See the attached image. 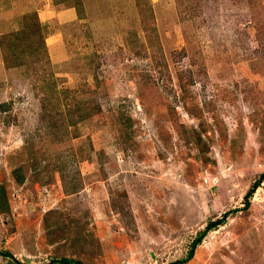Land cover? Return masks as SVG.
<instances>
[{
  "label": "rangeland",
  "instance_id": "1",
  "mask_svg": "<svg viewBox=\"0 0 264 264\" xmlns=\"http://www.w3.org/2000/svg\"><path fill=\"white\" fill-rule=\"evenodd\" d=\"M262 175L264 0H0V264H264Z\"/></svg>",
  "mask_w": 264,
  "mask_h": 264
},
{
  "label": "trees",
  "instance_id": "2",
  "mask_svg": "<svg viewBox=\"0 0 264 264\" xmlns=\"http://www.w3.org/2000/svg\"><path fill=\"white\" fill-rule=\"evenodd\" d=\"M38 27V26H37ZM35 30L37 31V28H35ZM19 47L20 45H15V46H11V48L9 49L10 50V56L14 55L18 50H19ZM22 169H18L16 171V173H19L21 172ZM261 180H264V175L261 176L260 178ZM261 180L259 181L258 184L255 185L254 189L250 192V194L247 195V199H246V203H247V206H249V199L251 198V195L255 192L256 188L259 186ZM23 180L21 179L20 180V183H22ZM0 204L1 205H4L5 206V209H7L6 206H8V203L5 199V201H2V198L0 199ZM2 210H3V206H1ZM4 209V210H5ZM225 218V217H224ZM224 222V219H221V220H218V221H215V222H211L208 226H207V229L204 233L201 234V237L200 238H197L194 243H193V246H192V250L190 252V255L189 257L187 258V260L189 259H192L193 256H194V251L196 249V247L198 246V244L201 242V239L206 236L207 232H210L212 231V229L218 227V226H221ZM6 254H9V253H6ZM49 264H84L81 260H75V259H68V258H63V259H60V260H53L51 261V263Z\"/></svg>",
  "mask_w": 264,
  "mask_h": 264
}]
</instances>
